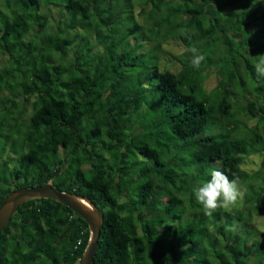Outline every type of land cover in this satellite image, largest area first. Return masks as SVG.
<instances>
[{"label":"trees","instance_id":"1","mask_svg":"<svg viewBox=\"0 0 264 264\" xmlns=\"http://www.w3.org/2000/svg\"><path fill=\"white\" fill-rule=\"evenodd\" d=\"M52 5L67 16L41 37L39 8ZM91 26L93 47L66 35ZM190 47L205 56L199 70ZM261 54L264 0H0V137L24 143L12 171L0 149V203L43 184L88 199L103 218L94 264H264V221L250 226L264 220ZM213 170L238 177L243 196L207 217L194 189ZM32 202L46 214L40 250L68 239L77 264L86 222Z\"/></svg>","mask_w":264,"mask_h":264},{"label":"flooded vegetation","instance_id":"2","mask_svg":"<svg viewBox=\"0 0 264 264\" xmlns=\"http://www.w3.org/2000/svg\"><path fill=\"white\" fill-rule=\"evenodd\" d=\"M27 202L21 204L20 210L18 208L21 205L17 208L9 220L10 224L7 223L9 227L4 232L7 242L2 248L4 259L0 261V264H72L68 239L59 237L57 240V237H45L44 242L48 244L46 246L50 250L52 248V251L40 250V232L48 230L47 222L43 219L46 214L33 213L31 209L36 205L35 202L34 204L33 202L27 204ZM52 232L55 233L54 228ZM14 256L19 261L12 262L11 258Z\"/></svg>","mask_w":264,"mask_h":264},{"label":"water","instance_id":"3","mask_svg":"<svg viewBox=\"0 0 264 264\" xmlns=\"http://www.w3.org/2000/svg\"><path fill=\"white\" fill-rule=\"evenodd\" d=\"M36 199H50L62 204L86 222L89 238L78 264H94L103 225L102 215L88 199L76 194L56 190L50 184L19 188L7 195L0 203V234L21 204ZM80 200L85 201L88 205H84Z\"/></svg>","mask_w":264,"mask_h":264},{"label":"clouds","instance_id":"4","mask_svg":"<svg viewBox=\"0 0 264 264\" xmlns=\"http://www.w3.org/2000/svg\"><path fill=\"white\" fill-rule=\"evenodd\" d=\"M191 53V66L199 70L205 56L200 54L196 47H190L186 50ZM258 76L264 77V54L258 55L257 62L254 65ZM195 200L202 206L203 214L212 217L217 209H230L241 202L243 192L239 183V178L229 179L224 172L213 170L210 179L194 189ZM228 231H234L235 227L227 226Z\"/></svg>","mask_w":264,"mask_h":264},{"label":"rangeland","instance_id":"5","mask_svg":"<svg viewBox=\"0 0 264 264\" xmlns=\"http://www.w3.org/2000/svg\"><path fill=\"white\" fill-rule=\"evenodd\" d=\"M117 1H124V0H117ZM55 4V3H54ZM111 4H114V2H111V1H106L105 4H104V7L105 8H108L109 5L111 6ZM139 10V7L138 6H134L132 8V11L136 14ZM39 13L46 19V25L44 27H42V33L40 34L41 37H44L47 35L46 31L45 30H48L49 33H54L55 31H57V26L56 24H60V23H63V21L65 20L67 14L65 13V11L63 10V8L61 7H57V8H54V5H52V8H48V6H41L39 8ZM136 20H140V18L138 16H136ZM86 25V24H84ZM90 26V25H89ZM120 27H122L121 25H119ZM40 28L39 26H36L35 29H38ZM89 29H91L89 31L90 34H87V37L84 38L83 35L86 34V33H82L83 29H81L80 27H77L76 30H74L73 32H68L66 35L71 38L73 36H75V34H77V38L76 39H79L81 40L82 39V42L83 43L85 40H87L89 42V45H91V47H93V43H94V40H95V36H94V28L91 26ZM120 29V28H119ZM117 32H121V31H117ZM146 35V33H145ZM147 36V35H146ZM78 40V41H79ZM78 45V43H77ZM76 46V45H75ZM164 51H165V54L168 52V46H166V44H164ZM75 48V47H74ZM73 52V50H69V55H71ZM53 59L56 60V58L53 56ZM215 80H213L211 83H208L207 86L211 89L214 84H215ZM150 95V92L147 93L146 96H149ZM29 115L30 113L27 112L26 115H21V117H18V122L19 123H23V126L25 128L28 127L29 123ZM11 126V124H8L4 129V135H6L7 133V130L8 128ZM24 128V130H25ZM13 139V140H12ZM12 139L7 141L6 143H4V139L2 140L1 137H0V149L1 148H4V155L2 157V159H4V161H6L7 165L9 167H11V171L13 170V167H16L18 166V163H19V156H16L18 154H20V150L22 148V145L24 144L23 143V139L22 137L20 136H17L16 133H14V135L12 136ZM15 141V142H14ZM14 142V143H13ZM4 145V146H3ZM14 148H17V152L18 154H15L14 153ZM8 177V180H13V182L16 184L20 181H16L14 180L15 177L13 176H10V173H8L7 175ZM237 205L235 207H232V208H236ZM231 209V208H230ZM230 209H226L227 211H229ZM263 219H260V218H253L252 219V222L250 224V226H253L255 227L258 231L261 230V225L263 223ZM255 231V230H254ZM79 263V261H78Z\"/></svg>","mask_w":264,"mask_h":264},{"label":"bare ground","instance_id":"6","mask_svg":"<svg viewBox=\"0 0 264 264\" xmlns=\"http://www.w3.org/2000/svg\"><path fill=\"white\" fill-rule=\"evenodd\" d=\"M82 203H84V205H88L85 201H83V200H80Z\"/></svg>","mask_w":264,"mask_h":264},{"label":"built area","instance_id":"7","mask_svg":"<svg viewBox=\"0 0 264 264\" xmlns=\"http://www.w3.org/2000/svg\"><path fill=\"white\" fill-rule=\"evenodd\" d=\"M78 245L80 244V239L78 240V243H77Z\"/></svg>","mask_w":264,"mask_h":264}]
</instances>
